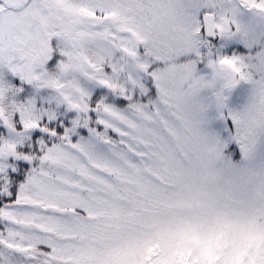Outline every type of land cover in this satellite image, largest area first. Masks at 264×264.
I'll return each instance as SVG.
<instances>
[{
    "label": "snow or ice",
    "instance_id": "obj_1",
    "mask_svg": "<svg viewBox=\"0 0 264 264\" xmlns=\"http://www.w3.org/2000/svg\"><path fill=\"white\" fill-rule=\"evenodd\" d=\"M0 264H264V0H0Z\"/></svg>",
    "mask_w": 264,
    "mask_h": 264
}]
</instances>
